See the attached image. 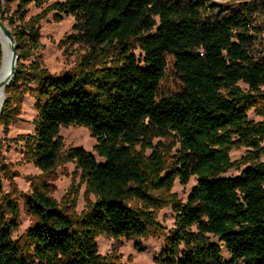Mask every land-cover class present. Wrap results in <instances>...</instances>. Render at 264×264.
I'll list each match as a JSON object with an SVG mask.
<instances>
[{
    "label": "trees",
    "instance_id": "16d2710c",
    "mask_svg": "<svg viewBox=\"0 0 264 264\" xmlns=\"http://www.w3.org/2000/svg\"><path fill=\"white\" fill-rule=\"evenodd\" d=\"M212 1L0 0L18 54L0 127L30 96L36 115L33 133L17 138L22 158L45 175L74 163L86 197L72 216L46 185L34 186L23 196L34 223L13 241L19 207L0 177V264H119L98 254V236H163L154 264H264V0L216 15ZM31 6L40 11L28 16ZM51 12L73 17L67 40L85 49L58 74L22 63L40 49L39 22ZM69 126L89 130L103 161L80 147L63 152L59 133ZM239 148L244 155L231 161ZM193 177L182 203L174 183ZM166 207L167 235L157 220Z\"/></svg>",
    "mask_w": 264,
    "mask_h": 264
},
{
    "label": "rangeland",
    "instance_id": "374dc122",
    "mask_svg": "<svg viewBox=\"0 0 264 264\" xmlns=\"http://www.w3.org/2000/svg\"><path fill=\"white\" fill-rule=\"evenodd\" d=\"M64 0H49L48 4ZM256 0H213L211 6L216 7L213 15L223 11L238 7L241 3H251ZM40 10L29 7L28 16L38 13ZM254 23L261 22L263 17L259 14L254 16ZM74 19L71 16H57L51 12L39 22L40 44L41 47L32 54L27 60L23 61L28 65L35 61L52 74L68 70L76 65L81 55L85 52L83 47L73 44L67 38L74 32L72 27ZM264 37V34L262 35ZM134 53L138 56L139 50ZM1 61V58H0ZM34 87V84H30ZM242 89L246 86L239 84ZM163 88H173L171 84L164 82ZM33 99L26 95L20 104V113L15 121L11 122L6 129L0 127V177L1 189L4 194H9L15 198L19 207V218L17 227L12 232L13 241L22 238L25 230L34 223L33 216L26 213L23 209V196L31 193L34 186L46 185L49 195L60 205L65 206L68 213L78 216L85 208L86 197L84 194V184L80 183V171L76 170L74 163H61L53 174H42L31 163L22 158V143L17 139L20 135L32 134V120L36 113L33 107ZM250 119L261 120L251 110L248 113ZM60 136L63 139V152L74 147H80L90 153L96 161H103L95 149V140L90 136L89 130L84 126H69L60 129ZM245 149H234L230 153V159L237 162L243 155ZM264 162V156L261 157ZM242 168L231 169L224 177L237 176ZM196 184L193 177L189 182L182 186L175 181L172 192L184 203L191 190ZM72 196L75 202L72 203ZM90 201L94 200L92 195L88 196ZM174 216L169 207L160 209L157 212L158 222L165 228V235L173 230ZM97 252L100 256L112 255L119 264H154L153 259L161 252L164 245V237H151L148 239L114 240L106 236H98L95 239ZM223 257L227 258L223 251Z\"/></svg>",
    "mask_w": 264,
    "mask_h": 264
},
{
    "label": "water",
    "instance_id": "95a60500",
    "mask_svg": "<svg viewBox=\"0 0 264 264\" xmlns=\"http://www.w3.org/2000/svg\"><path fill=\"white\" fill-rule=\"evenodd\" d=\"M0 31L2 35L6 38L9 45V64L7 66V71L5 75H0V88H6L9 85L10 81L15 75V68L18 61L17 48L15 44V39L10 28L0 20ZM1 46V57L3 53L2 45Z\"/></svg>",
    "mask_w": 264,
    "mask_h": 264
},
{
    "label": "bare ground",
    "instance_id": "6f19581e",
    "mask_svg": "<svg viewBox=\"0 0 264 264\" xmlns=\"http://www.w3.org/2000/svg\"><path fill=\"white\" fill-rule=\"evenodd\" d=\"M0 42L2 45L3 53L0 61V75H5L7 71V66L9 64V45L6 38L2 35L0 31ZM4 88H0V111L4 102Z\"/></svg>",
    "mask_w": 264,
    "mask_h": 264
}]
</instances>
